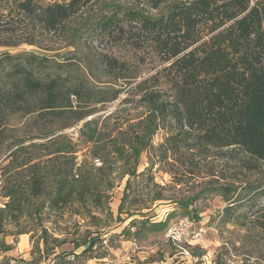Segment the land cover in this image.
<instances>
[{
  "label": "trees",
  "instance_id": "1",
  "mask_svg": "<svg viewBox=\"0 0 264 264\" xmlns=\"http://www.w3.org/2000/svg\"><path fill=\"white\" fill-rule=\"evenodd\" d=\"M97 1L0 0V40L26 22L46 35L63 34L70 20ZM127 2L129 6L105 4L85 27L88 39L141 53L134 64L108 54L100 57L101 70L113 76V82L122 80L119 88H95L74 78L75 70L66 69L68 63L56 62L54 56L0 54L1 253L11 249L2 242L5 236L32 233L42 244V249L33 244L36 264L99 261L106 255L99 254L105 253L100 247L110 223L131 219L119 234L110 235L129 240L168 229L176 213L156 221L157 203H174L182 214H190L188 209L200 195L176 200L166 196L167 185L158 184L152 172L157 163L170 157L182 163L183 157L187 165L180 175L188 181L194 179L188 167L195 157L200 160L211 151L239 150L254 161L249 162V170L264 163V0ZM147 10L158 13L152 16ZM5 45L0 41V46ZM146 58L158 67L138 81ZM123 91L131 96L124 102L137 97L141 108L129 128L124 130L118 123L101 131L99 116L80 128L79 143L63 134L51 138L68 127L56 128V123L73 119L75 125L95 113L90 107L112 102ZM14 116L25 123L11 127ZM108 118L111 114L104 119ZM157 135L162 141L155 146ZM80 144L89 147L88 154H79ZM143 152L149 156L148 166L139 172ZM111 171L119 176L111 177ZM169 175L175 184L182 183L183 178ZM125 176L113 216L110 193ZM249 188L252 198L262 201L255 214L264 230V181ZM223 190L227 196L233 189ZM102 221L106 224L99 226ZM61 222L71 223L77 233L56 228ZM82 228L86 229L81 232ZM0 264L10 263L3 259Z\"/></svg>",
  "mask_w": 264,
  "mask_h": 264
},
{
  "label": "rangeland",
  "instance_id": "2",
  "mask_svg": "<svg viewBox=\"0 0 264 264\" xmlns=\"http://www.w3.org/2000/svg\"><path fill=\"white\" fill-rule=\"evenodd\" d=\"M43 2L54 3L60 2V0H43ZM111 3L129 6L127 0H99L70 20L66 31L59 35H46L39 32L37 27L30 22L23 23L12 36L1 37L0 41H5V44L7 42L8 45L0 46V54L3 52L11 54L34 52L35 54L54 56L52 59H55L56 62L70 64V66L67 64L66 69L75 70L74 78H81L95 88L107 85L119 88L122 80L113 82V76L107 75L104 69L101 70L103 67L100 64V57L108 54L134 64L136 58L142 56L141 53H134L132 50L128 51L119 46L109 48L105 43L99 44L98 41L88 39L85 35L88 32H85L86 24L95 17L102 6ZM148 13L155 16L158 12L148 11ZM87 28L89 29V26ZM76 30H80L78 35ZM157 67V62L146 58L144 64L139 67L137 80L141 81L153 74ZM129 95L130 93L123 91L112 102L90 107L94 108L95 113L75 125H72L73 119L56 123V128L61 125L68 127L56 131V135L51 138L63 134L66 137H71L72 142L79 143L80 128L86 121L99 116L98 128H101V131L112 130L116 126L114 124L118 123H123L124 130L129 128V124L141 113V108L135 102L137 97H134L135 100L132 102H124L125 98H131ZM72 100L74 101V99ZM110 114L112 118L104 119ZM23 123H25V119L18 116L10 119L11 127H19ZM21 135L19 132L18 136ZM48 140L49 138L26 142L24 146ZM161 141L160 135L155 136L154 145L156 146ZM77 149L81 150L79 154L89 153V147L86 145H77ZM148 157L147 152L141 154L138 164L139 172L148 166ZM4 158L5 156H2L1 160ZM182 158H180L182 163H178V159H176L177 163L173 162V157H170L167 162L157 163L152 172L158 184L167 185L166 196H171L176 200L184 196L200 195L188 209L190 212L188 218H193L191 220L195 222L197 228L204 231L202 240H188L178 245H172L165 237L167 230L163 234L129 240L123 237L110 238V235L119 234L131 219L121 224L110 223L111 227L108 230L110 232L106 233L107 230L104 232L106 235L103 237V244L100 247L105 253H98L99 255L106 254L105 257L99 261L91 259L86 264H96L97 262L105 264H264V230L258 227L259 219L255 214L262 201L252 198L255 195L249 188L250 185H257L264 181V163H258V169L249 170L247 167L249 162L254 163V161H251L239 150L229 148L224 151H211L205 158L200 156L202 158L200 160L199 157H195L196 161L188 167L194 179L188 181V177L180 175V170H185L187 165L185 159ZM3 165L4 162L1 166ZM169 172H173L177 178H183L181 179L182 183L175 184ZM110 174L111 177L119 176L118 171H111ZM127 178L128 176H125L121 183L115 184L110 193L109 208L113 216L117 213ZM2 180L0 177V183ZM223 188L233 190L225 196ZM225 198L230 200L226 202ZM2 203L3 199L0 198V204ZM182 210L177 204L167 201L157 203L154 208L156 216L153 219L164 220L167 214L174 211L176 215L169 219L168 227L179 218L187 217L186 214H182ZM121 217L125 218V215ZM99 224V226H104L106 223L102 221ZM85 225L86 228L89 227L87 224ZM47 226L52 225L47 224ZM59 226L68 233H77L71 223L61 222L56 228ZM86 228H82L80 231L83 232ZM133 231L134 229H132ZM56 237L59 236L56 235ZM2 242L11 246V249L4 253L0 252V260L5 259L10 264H36V256H34L36 254L31 255L33 244L39 243V248L42 249L41 242L32 233L7 235L2 239ZM80 251L81 249L76 253H80ZM41 264L46 263L43 261Z\"/></svg>",
  "mask_w": 264,
  "mask_h": 264
},
{
  "label": "built area",
  "instance_id": "3",
  "mask_svg": "<svg viewBox=\"0 0 264 264\" xmlns=\"http://www.w3.org/2000/svg\"><path fill=\"white\" fill-rule=\"evenodd\" d=\"M204 231L197 228L195 222L188 217H182L171 223L165 237L172 245H178L188 240H202Z\"/></svg>",
  "mask_w": 264,
  "mask_h": 264
}]
</instances>
